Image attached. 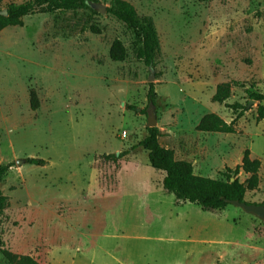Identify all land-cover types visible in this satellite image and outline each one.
Listing matches in <instances>:
<instances>
[{
    "label": "rangeland",
    "instance_id": "obj_1",
    "mask_svg": "<svg viewBox=\"0 0 264 264\" xmlns=\"http://www.w3.org/2000/svg\"><path fill=\"white\" fill-rule=\"evenodd\" d=\"M28 1L0 0V10ZM127 1L157 33L153 68L137 59L133 30L96 10L36 14L0 31V164L12 165L0 264L4 249L40 264H264L263 220L177 200L138 146L154 84L161 145L198 176L241 183L251 176L227 170L249 150L260 184L245 203L264 205V120L250 98L264 94V0ZM116 39L124 62L110 58ZM227 83L230 98L215 103ZM208 114L237 132L198 131Z\"/></svg>",
    "mask_w": 264,
    "mask_h": 264
},
{
    "label": "trees",
    "instance_id": "obj_2",
    "mask_svg": "<svg viewBox=\"0 0 264 264\" xmlns=\"http://www.w3.org/2000/svg\"><path fill=\"white\" fill-rule=\"evenodd\" d=\"M200 2H209L211 0H198ZM92 0H29L23 4L9 5L7 13L0 10V31L8 27H22L23 19L36 14H56L60 12H76L79 10L96 11L92 8ZM107 13L111 14L119 21L123 22L129 29L133 30L137 40L136 56L147 67L153 68L157 54L160 49V43L150 20L140 18L137 10L127 0H113ZM128 53L124 43L116 39L110 49V58L114 62H124ZM231 96V85L222 84L217 88L213 98L215 103L225 104ZM157 98L154 84H151L149 91V101L155 104ZM250 98L260 103L258 116L264 120V94L250 93ZM231 108L239 110L241 105L236 104ZM235 123L228 124L216 114H208L203 117L197 129L204 133H222L235 134ZM147 136L138 144L148 152L150 166L165 174L163 188L169 194L182 202H189L200 207L204 211H222L229 205V201L245 202V196L248 191H255L260 184L258 173L261 169V162L251 158V152L247 150L242 160L241 167H237L229 174L238 175L242 169L251 177L246 183H241L238 179H232L227 175V180H218L198 176L194 172L192 163L188 161L177 160L173 150L165 148L160 143L161 133L159 129L148 128ZM123 155H121L122 157ZM116 158V155H113ZM120 157V158H121ZM26 162L31 165L43 167L47 162L43 159H27ZM12 165L0 164V214L8 207V198L1 191V184L11 170ZM2 253L9 264H40L30 256H17L8 250H2Z\"/></svg>",
    "mask_w": 264,
    "mask_h": 264
},
{
    "label": "water",
    "instance_id": "obj_3",
    "mask_svg": "<svg viewBox=\"0 0 264 264\" xmlns=\"http://www.w3.org/2000/svg\"><path fill=\"white\" fill-rule=\"evenodd\" d=\"M92 8L96 11H98L101 14L107 13V7L98 3L92 4ZM7 12L4 11V14ZM148 128H156L158 121L157 116L155 114V104L153 102H150L148 110ZM117 157L119 154L116 155ZM23 161L20 160L17 162V165H22ZM231 205H234L235 207H239L243 209L246 213L256 216L257 218L264 221V205H255V204H247L245 202H239V201H229Z\"/></svg>",
    "mask_w": 264,
    "mask_h": 264
}]
</instances>
